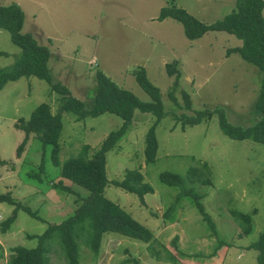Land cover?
Instances as JSON below:
<instances>
[{
  "label": "rangeland",
  "instance_id": "rangeland-1",
  "mask_svg": "<svg viewBox=\"0 0 264 264\" xmlns=\"http://www.w3.org/2000/svg\"><path fill=\"white\" fill-rule=\"evenodd\" d=\"M9 3L20 5L24 11L21 31L48 46L53 80L67 86L85 107L94 99L97 70L141 101H150L134 78L136 66L145 68L163 103L165 114L155 127L156 160L146 164L144 154L145 135L155 117L136 109L118 146L106 153L105 165L108 180H121L126 170L139 169L144 181L154 188L153 193L144 195L145 205L137 195L111 182L104 189V196L149 228L154 239L143 243L108 233L94 254L78 238L79 264H255L257 251L247 246L264 230V144L226 136L219 127L217 111L184 129L175 116L221 108L228 123L249 126L256 119L251 105L259 91L261 73L238 52L226 55L227 49L241 45L234 35L207 31L188 39L180 22L170 17L156 19L161 7L173 3L200 21L211 23L230 12L235 0H0V4ZM262 14L264 17V9ZM0 51V69H9L20 54L9 32L2 28ZM168 63L179 72L178 78L167 73ZM183 93L189 96L190 108L185 107ZM59 97L45 80L35 76L8 81L0 90V158L6 161L0 166V194L30 207L39 217L18 209L16 219L5 233L1 232L2 221L15 206L0 203V264H6L11 247L36 245L37 240L27 235L41 234L48 224L64 220L76 208V195L51 186L61 179L51 145L30 135L22 154L16 155L24 132L14 126L15 121L28 119L42 102L57 112ZM61 121L60 163L80 155L86 145L91 156L105 136L121 125L122 118L105 112L75 121L72 113L62 112ZM201 162L209 165L211 185L188 184L203 194L201 203L214 222V234L189 199H182L173 210L174 222L163 216L179 189L160 182L159 174L171 171L188 181L189 167ZM62 180L81 196L88 195L85 188ZM230 210L251 214L249 234L239 236L241 227ZM173 237H177L176 245L171 242ZM50 264H66L57 243L51 248Z\"/></svg>",
  "mask_w": 264,
  "mask_h": 264
},
{
  "label": "trees",
  "instance_id": "trees-1",
  "mask_svg": "<svg viewBox=\"0 0 264 264\" xmlns=\"http://www.w3.org/2000/svg\"><path fill=\"white\" fill-rule=\"evenodd\" d=\"M264 0H235V6L222 18L211 23L200 21L184 8L173 3L163 6L157 16L162 21L170 17L183 26L184 35L188 39H195L207 31H225L241 40L238 47L226 50V55L238 52L248 63L254 65L261 73L258 94L251 105V110L256 116L253 124L243 127L228 123L221 108L200 109L194 115L175 116L181 121L180 128L193 126L200 123L204 118H210L213 111L219 114V127L228 137L237 140L249 139L264 144ZM24 11L16 3L0 4V28L9 32L10 40L20 48V54L9 69H0V90L8 81H15L21 77L35 76L45 80L50 89L59 94L57 112H52L49 103L42 102L33 110L28 119L18 118L14 126L24 132V137L17 146L16 155L22 154L23 148L30 135L38 138L43 144L51 145L53 163L60 166L59 181L51 183L52 188L67 194L76 195L74 199L76 208L73 213L58 223H50L46 229L37 235H27L28 239H36L34 247L17 245L11 247L10 255L6 264H50V253L52 246L57 243L64 254L66 264H79V242L78 238L97 254L104 234L116 233L143 243L151 242L152 232L146 226L138 222L132 215L123 209L118 203L104 196V189L111 182L123 190L138 196L142 205H145L144 195L153 193L154 188L144 181V176L139 169H128L121 180H108L106 177V153L118 146L124 137L132 121L134 110L150 112L154 115L153 124L148 128L145 135V163H153L156 160L158 141L155 127L164 116L163 103L157 86L153 85L146 76L145 68L136 66L133 75L140 87L150 96V101H141L130 90L120 87L102 70L95 72L94 99L89 107L72 95L69 88L58 81H54L48 66L50 50L48 46L39 44L31 33L22 32ZM0 54L3 52L0 51ZM169 75L179 72L173 64H166ZM185 107L190 108L189 96L183 93ZM170 96L173 97L172 94ZM69 112L74 115L75 121L87 116H97L105 112L113 113L122 118L121 125L110 131L102 140L98 148L91 156L86 149L80 155L67 158L60 163L57 154L60 149L59 138L62 130L61 113ZM175 127V125H174ZM0 158V166L5 164ZM42 172V164L38 166ZM36 175V174H33ZM210 169L207 162H201L199 166H190L187 170V179L178 173L162 171L159 180L163 184L179 189L175 200L164 212V219L174 222L173 211L180 206L182 199H189L194 203L202 219L206 222L214 234L215 225L211 216L206 212L201 198L203 194L196 191L189 183L199 182L203 185H211ZM62 179L79 185L88 190V195L81 196L79 192L64 184ZM53 181V180H51ZM8 202L14 205L12 213L6 217L1 224V232H6L10 224L16 219L18 209L26 211L29 215L39 218L37 212L30 207L21 205L12 200L6 194H0V203ZM230 215L241 227L239 236L247 235L252 231V216L237 210H230ZM177 237H173L172 244L176 245ZM223 242V241H222ZM248 248L257 251L255 264H264V230L259 234L256 241L250 243ZM173 262L175 258L172 259Z\"/></svg>",
  "mask_w": 264,
  "mask_h": 264
},
{
  "label": "crops",
  "instance_id": "crops-1",
  "mask_svg": "<svg viewBox=\"0 0 264 264\" xmlns=\"http://www.w3.org/2000/svg\"><path fill=\"white\" fill-rule=\"evenodd\" d=\"M181 213H183V212L178 211V214H181ZM174 220H175V219H174ZM180 220L182 221L181 218H180ZM183 221H185V216H183ZM186 221H187V219H186Z\"/></svg>",
  "mask_w": 264,
  "mask_h": 264
}]
</instances>
